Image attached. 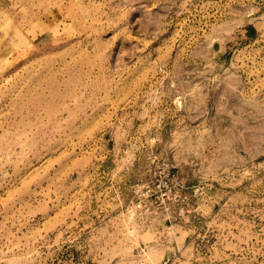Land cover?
Segmentation results:
<instances>
[{"label":"rangeland","instance_id":"rangeland-1","mask_svg":"<svg viewBox=\"0 0 264 264\" xmlns=\"http://www.w3.org/2000/svg\"><path fill=\"white\" fill-rule=\"evenodd\" d=\"M0 264H264V0H0Z\"/></svg>","mask_w":264,"mask_h":264},{"label":"built area","instance_id":"built-area-1","mask_svg":"<svg viewBox=\"0 0 264 264\" xmlns=\"http://www.w3.org/2000/svg\"><path fill=\"white\" fill-rule=\"evenodd\" d=\"M191 196L188 187L178 180L174 165L156 157L132 185V197L125 208L128 215L144 225L167 227L172 226L182 212L190 211Z\"/></svg>","mask_w":264,"mask_h":264}]
</instances>
